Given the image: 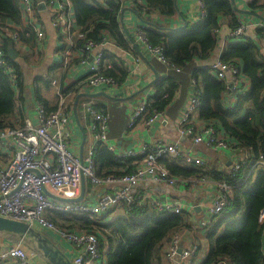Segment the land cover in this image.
Segmentation results:
<instances>
[{
    "label": "built area",
    "instance_id": "2783aa9c",
    "mask_svg": "<svg viewBox=\"0 0 264 264\" xmlns=\"http://www.w3.org/2000/svg\"><path fill=\"white\" fill-rule=\"evenodd\" d=\"M21 17L26 22V37L34 34L37 41L43 38V31L36 24L34 13L37 9L47 12L51 23L57 29V36L61 49L58 54L62 57V66L68 67L71 63V52L76 51L82 63L87 64V75L83 82L78 84L76 94L83 91H93L102 88L110 93L119 89V84L113 78L103 75L104 55H108L107 48L114 47L111 39L105 35L99 44L84 41V35L74 27V20L68 13L71 7L69 0L65 4L59 0H17ZM241 7L250 5L253 0H239ZM131 7H145L143 0H128ZM200 18L204 19L205 8L201 0ZM149 17L152 15L148 14ZM6 20L0 15V70L4 73L10 86L17 88L18 74L15 67L6 58L4 51L5 39L11 40L14 49L22 47L19 29L7 32L3 27ZM235 30H230L222 44L217 48L215 59L203 67L215 80L224 86V94L246 93L245 76L238 61L224 62L221 59L226 44L232 39L233 43L245 41L254 35V30L264 24L239 22ZM4 25V26H3ZM253 33V35H252ZM218 31L216 32V36ZM130 38V37H129ZM133 46H141L144 56L164 66L166 71L180 73L170 65L164 57V49L152 46L144 38L141 28H137L130 38ZM264 50V40L258 45ZM117 49V48H116ZM259 49V52L261 51ZM119 50V49H118ZM8 57V56H7ZM264 59V55H263ZM138 60V58L136 59ZM51 85L56 89V108L46 112L42 105L35 107L34 122L30 117L24 116L13 127L0 130V217L25 223L36 231H51L66 241L72 251L71 264H106L108 244L102 236L92 232L77 230H62L49 220L51 215L65 217H89L97 224L103 221L110 222L114 211L130 209L137 206H147L156 212L180 214L179 204H172L167 200L153 196L144 191L139 194V187L145 180L152 185L167 188L176 186L179 181L170 177L167 169L160 160L179 162L188 167L202 168L204 161L196 157L192 150L182 149L177 142H145L136 150H119L116 143L109 138L110 115L100 111L90 101L81 103L79 111L84 134L83 152L72 143L71 121L74 111V98L63 92L64 89ZM244 93V94H245ZM75 95V94H74ZM199 91L193 90L180 114L176 126L179 133L190 139L193 146L205 144L213 150L229 149V144L219 135L212 124L197 127L192 117L197 114L201 106L198 99ZM243 95V94H242ZM150 96V95H149ZM140 98L134 106L127 109V128H134L143 120L148 97ZM247 107H250L249 105ZM166 121V116L155 109L150 117L143 123L149 126L155 122ZM102 147L117 160L140 158L135 170L130 174H108L101 179L95 177L94 153ZM236 160L230 170L223 175L234 177L240 170L248 165L253 170L260 167L264 169V161L259 154L251 157L248 153L236 152ZM88 179L94 186L106 185V190L98 195L94 203L77 201L82 195V182ZM217 198L211 203L208 213L212 220H217L227 212L230 207L233 187L225 181L217 183ZM264 220V208L260 212V221ZM203 229L208 230L210 223H201ZM198 248L192 245L181 249L179 236L169 241L165 260L170 262L179 256L178 264H189ZM180 251V253L178 252ZM0 264H34L31 254L26 249L24 239L18 238L13 244L0 249ZM216 264H236L232 259H221Z\"/></svg>",
    "mask_w": 264,
    "mask_h": 264
},
{
    "label": "trees",
    "instance_id": "16d2710c",
    "mask_svg": "<svg viewBox=\"0 0 264 264\" xmlns=\"http://www.w3.org/2000/svg\"><path fill=\"white\" fill-rule=\"evenodd\" d=\"M122 1L101 0V3L99 0H69L74 9L76 25L84 35V40L78 44L81 45L84 41L99 44L107 35L120 51L135 53L130 38L124 36L119 23ZM143 1L144 8L136 6L131 7L133 8L131 10L145 24L144 28H141L144 38L152 46L163 47L166 61L175 69H179L180 73H186L192 79L199 77L202 81L203 89L198 95L201 103L200 118L210 122L209 124L213 121L218 122L226 136L234 141L231 143L223 138L231 148L240 153L246 152L251 157L260 154L264 161V59L257 46L259 41L264 40V30L255 29L254 35L245 41L233 43L232 39L227 40L228 45L221 55L222 61H238L242 67V74L250 85L248 92L237 98L234 109L227 110L221 98L222 93L224 94L223 84L215 80L205 69L196 68L194 62L212 59L217 45L216 32L222 19H228L230 30H235L239 26L230 1L201 0L205 8L201 27L199 30L181 33L179 36L162 35L152 30L150 27L159 29L142 16L158 14L170 18L176 12L174 0ZM247 8L253 12H264V0H253ZM0 15L5 20L18 24L20 15L17 0H0ZM31 36L27 40H31ZM20 38L22 41L25 40L21 33ZM4 43L6 58L18 74L17 88L20 101L26 78L22 68L7 57L8 49L13 48V43L9 39H5ZM106 54L107 52L103 58L105 67L102 73L121 84L126 72L116 67V63L111 60V54L108 53L109 56ZM166 72L167 78L154 83V93L148 97L143 119L150 117L153 109L164 113L177 90L178 81L172 76L176 72L173 70ZM51 83V79L43 82L45 86L46 84L50 86ZM63 92L76 95L77 87L64 89ZM16 94L7 76L0 70V130L17 124L9 122V118H15ZM37 100L45 104V100L39 95ZM53 110L54 106L46 108V112ZM93 160L95 177L101 179L108 174L117 176L133 173L140 158L117 160L104 148L99 147L94 153ZM160 163L167 169L170 177L178 181H198L206 178L204 171L199 168L188 167L167 159L160 160ZM217 178L218 176L215 180ZM221 180L233 187L231 203L223 217L211 221L206 235L209 252L203 264H216L224 258L232 259L236 264H264L262 252L264 220L260 221V212L264 208V169L261 167L249 174V169L244 168L233 178L222 175L219 181ZM124 212L125 216L99 224L89 217H59L58 221L56 215H51L49 220L62 230L78 229L80 232H92L102 236L108 244L106 264H152L160 245L173 233L184 228L180 215L158 213L147 206L124 209Z\"/></svg>",
    "mask_w": 264,
    "mask_h": 264
},
{
    "label": "crops",
    "instance_id": "0c3cea01",
    "mask_svg": "<svg viewBox=\"0 0 264 264\" xmlns=\"http://www.w3.org/2000/svg\"><path fill=\"white\" fill-rule=\"evenodd\" d=\"M60 2L65 4L67 0H59V3ZM99 2H101V0H99ZM122 2L123 8L122 12H120L119 23L124 36L131 38L134 31L139 27L144 28L145 24L143 23V20L140 17H137L131 10L133 8H131L128 0H123ZM174 4L176 12L174 16L170 18H164L158 14H154L151 17L146 14H143L142 16L144 19L155 24L159 29L156 30L154 27H150L152 30L162 35L172 34L173 36H179L181 33L184 34L188 31L199 30L203 20L200 18V5L198 0H174ZM235 4L239 10H248L247 6L241 7L239 0H236ZM68 13L74 20V27L76 32H78L80 28L76 25L72 5L68 9ZM254 13L260 18L246 16L235 12L234 15L239 22L264 24V12L258 11ZM19 15L18 24H15L12 21L10 22V20L7 19L4 22L7 27H3V29L9 33L11 30L19 29L22 31L21 34L25 36L21 48H9L13 49L17 54L15 62L22 68L26 78L25 89L20 101L18 100V88L15 90L17 93V101L15 104L16 111L14 113L15 118H9V122L13 124L18 123L24 116H28L36 122L35 107L37 104L41 103L37 100V95L45 100V104H40L45 110L46 108L50 109L53 106L55 110L56 89L52 85L49 86L46 84L45 86L43 82L47 79H51V82H55L56 86L61 89L77 87L78 84L83 82L87 75L88 64V62L82 63L78 53L72 51L70 65L68 67L62 66V57L57 53L58 50L61 49V43L57 36L58 32L57 29L52 26L51 18L47 12H44L42 9H37L34 13L36 24L43 31V38L40 41H37L34 34H32L31 40H27V38L30 37H26V34H24L25 32H23L26 30V20L21 17L20 10ZM228 27V19H222L216 36L217 45L212 59L208 61L195 60L194 65L196 68L201 69L206 67L215 59V53L219 50H217V48L222 44V41L227 37L230 31ZM227 45L228 44H226V46ZM257 46L261 49L260 44H257ZM133 49L135 53L122 52L114 47L107 48L109 54H111V60L116 63V67L121 68L126 72V76L124 80H122L123 82L119 84V89L117 88L112 93L99 88L93 91H83L76 95L68 94L70 97L74 98V111L70 125L72 143L75 150H78L79 155H81L83 152L82 143L84 134L79 111L81 103L90 101L94 103L98 109H101L110 115L109 138L116 143L119 150L137 151L140 145L145 142H177L180 148L186 150L190 149L196 157L202 158L205 164L199 169L204 171L206 178L198 181L181 180L176 186L171 188L152 185L149 181L145 180L141 183L138 191L140 195L146 191L151 195L167 200L172 204H179L181 213L175 215H180L183 219L184 228L182 231H176L168 240L160 245L156 251L152 264H178L180 255L176 256L170 262L165 260V253L169 241L176 235L179 236L181 249H186L192 245H196L198 248L189 264H203L209 252V244L206 239L208 230L203 229L201 223L208 221L211 224V217L208 213V209L211 206V203L217 198V183L220 182V177L223 174H226L232 167V164L237 158V150L235 148H233V151L229 149L213 150L205 144L193 146L190 139L181 135L177 130V120L185 107L190 93L193 90H200V93L203 89V84L199 77L192 79L186 73H173L172 75L178 81V87L174 92L169 105L164 111L166 116L165 123L155 122L149 126H145L143 122L147 118H144L142 121H139L134 128L128 129L127 109L130 106H134L140 98L154 93L155 86L153 81L155 79L157 81L168 77L163 65L144 56L141 46L136 48L133 46ZM260 54L263 58V49H261ZM137 58L138 60H136ZM35 80H37V82H34ZM245 84L246 92H248L250 85L246 78ZM244 93H238L236 95L222 93L221 98L224 108L227 110L234 109L237 98ZM79 95L88 96H84L78 100L75 112V100ZM197 110V114L195 113L192 117L193 124L197 127L209 124L210 122L204 121L200 118V107ZM211 123L215 126L222 138H226L228 142H234L226 136L218 122L213 121ZM83 145H85V142ZM246 168L249 169V174L255 171H252V168H250L249 165ZM217 176L218 178L215 180ZM82 184V201L89 203H94L98 195L102 194V191L106 190L105 187H107L106 185L94 186L88 179H84ZM57 217L72 218L59 215H57ZM37 232L48 238L67 259H72L73 251L66 241H63L58 235L51 233V231L48 230ZM11 236L13 235L5 233L0 234V249H4L12 244L10 243V239H18V237L15 239V237ZM25 244L28 253L31 254L34 264H50L37 249L35 243L27 240L25 241ZM262 252L264 255V236Z\"/></svg>",
    "mask_w": 264,
    "mask_h": 264
},
{
    "label": "water",
    "instance_id": "95a60500",
    "mask_svg": "<svg viewBox=\"0 0 264 264\" xmlns=\"http://www.w3.org/2000/svg\"><path fill=\"white\" fill-rule=\"evenodd\" d=\"M232 6V9L235 13L248 15V16H255L260 18L256 13L252 12L251 10H239L236 7V0H229ZM136 48V46H134ZM8 58L11 61H15L17 54L13 49L8 50ZM156 79L153 81L155 83ZM84 96L88 95H79L75 100V112H76V104L78 100ZM107 96V95H106ZM84 144V136H83V143ZM83 196V185H82V195L77 201H81ZM0 233L11 234L15 237L20 239H24L25 241H30L35 243L37 249L42 253V255L48 260L50 264H71L70 260L67 259L64 254L57 249L53 243L46 237L42 236L36 230L32 229L25 223L5 219L0 217ZM180 253V251H178Z\"/></svg>",
    "mask_w": 264,
    "mask_h": 264
},
{
    "label": "rangeland",
    "instance_id": "374dc122",
    "mask_svg": "<svg viewBox=\"0 0 264 264\" xmlns=\"http://www.w3.org/2000/svg\"><path fill=\"white\" fill-rule=\"evenodd\" d=\"M122 215L125 216V212H124L123 209H119V210H117V211H114V213H113L112 218H111L110 221H112V220H114V219H116V218H118L119 216H122ZM58 218H59V217H57L56 219L59 221ZM76 230H78V229H76ZM98 230H99L100 232H102L100 228H98ZM96 231H97V230H96ZM15 242H16V240H14V239H10V243L13 244V243H15Z\"/></svg>",
    "mask_w": 264,
    "mask_h": 264
}]
</instances>
